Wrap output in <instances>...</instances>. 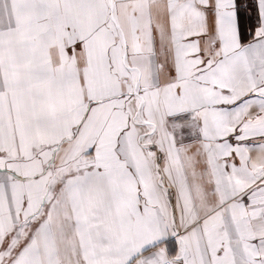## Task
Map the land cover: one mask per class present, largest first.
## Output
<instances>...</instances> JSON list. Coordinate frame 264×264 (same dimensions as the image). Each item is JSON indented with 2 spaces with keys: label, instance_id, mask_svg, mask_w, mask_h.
<instances>
[{
  "label": "snow or ice",
  "instance_id": "obj_1",
  "mask_svg": "<svg viewBox=\"0 0 264 264\" xmlns=\"http://www.w3.org/2000/svg\"><path fill=\"white\" fill-rule=\"evenodd\" d=\"M0 264H264V0H0Z\"/></svg>",
  "mask_w": 264,
  "mask_h": 264
}]
</instances>
